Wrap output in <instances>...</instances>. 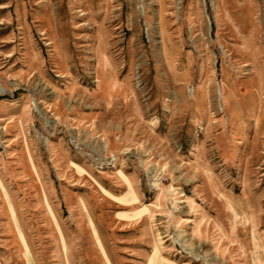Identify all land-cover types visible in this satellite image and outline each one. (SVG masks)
<instances>
[{"label": "rangeland", "instance_id": "374dc122", "mask_svg": "<svg viewBox=\"0 0 264 264\" xmlns=\"http://www.w3.org/2000/svg\"><path fill=\"white\" fill-rule=\"evenodd\" d=\"M150 257L264 264V0H0V264Z\"/></svg>", "mask_w": 264, "mask_h": 264}, {"label": "crops", "instance_id": "0c3cea01", "mask_svg": "<svg viewBox=\"0 0 264 264\" xmlns=\"http://www.w3.org/2000/svg\"><path fill=\"white\" fill-rule=\"evenodd\" d=\"M28 259H29V258H28ZM153 261H154V258H151V257H150L149 264H156V263L153 262ZM28 262H29V264H35L34 261H31V260L28 261Z\"/></svg>", "mask_w": 264, "mask_h": 264}]
</instances>
